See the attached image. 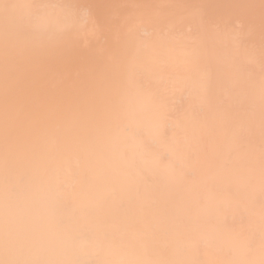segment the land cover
I'll use <instances>...</instances> for the list:
<instances>
[{"label":"bare ground","instance_id":"bare-ground-1","mask_svg":"<svg viewBox=\"0 0 264 264\" xmlns=\"http://www.w3.org/2000/svg\"><path fill=\"white\" fill-rule=\"evenodd\" d=\"M264 264V0H0V264Z\"/></svg>","mask_w":264,"mask_h":264},{"label":"rangeland","instance_id":"rangeland-1","mask_svg":"<svg viewBox=\"0 0 264 264\" xmlns=\"http://www.w3.org/2000/svg\"><path fill=\"white\" fill-rule=\"evenodd\" d=\"M20 264H25L23 261H20Z\"/></svg>","mask_w":264,"mask_h":264}]
</instances>
